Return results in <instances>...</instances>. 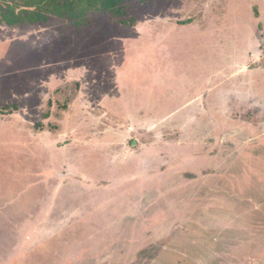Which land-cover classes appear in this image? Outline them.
<instances>
[{
    "label": "rangeland",
    "instance_id": "obj_1",
    "mask_svg": "<svg viewBox=\"0 0 264 264\" xmlns=\"http://www.w3.org/2000/svg\"><path fill=\"white\" fill-rule=\"evenodd\" d=\"M125 5L0 23V264H264V145L233 129L264 105L234 106L211 48L251 6Z\"/></svg>",
    "mask_w": 264,
    "mask_h": 264
},
{
    "label": "crops",
    "instance_id": "obj_2",
    "mask_svg": "<svg viewBox=\"0 0 264 264\" xmlns=\"http://www.w3.org/2000/svg\"><path fill=\"white\" fill-rule=\"evenodd\" d=\"M234 3L236 6L248 3V7L251 6L249 7L251 10V14L249 13V15H251L249 21L257 19L258 26L254 29L250 24L248 25L247 23V28L243 30V28H241V18H243V15L239 10H237L238 14H235L234 18L238 20V22H236L237 26L235 29L231 30L232 39H229L226 43L216 44L215 46L212 44L211 48L212 51H214V57L219 59L220 64L218 67H224L223 69L228 72L227 76L231 80V83L241 84L242 86L237 90H231L228 92L230 93V96H234L236 99L243 102H235L234 106L238 109H242L246 107L247 104L252 105L253 101H255L256 105H264V66L255 70H250V65L252 61H254L253 56L259 51V46L261 43L259 39L260 35L258 28L264 20V6L261 7L259 3L255 4V0H234ZM255 9H258L259 11V18L254 13ZM248 28H250V30H248ZM236 33H238V35L242 38V40L239 42V38ZM213 34L216 33L213 32ZM262 42H264V29L262 32ZM232 72H235L234 75L231 74ZM221 75L224 76L225 74L222 73ZM213 81H216V79L213 78ZM213 114L219 115V111H215ZM233 127L235 130L237 129L243 131V133H239V135L234 136H239L243 140L242 144L240 145L242 148L252 146L253 143L264 145V131H262L263 128L250 129L246 125H241L240 127L234 125ZM261 132H263L262 135ZM252 135H254L256 141L248 144L249 142H246V140L248 141ZM220 142L221 141L219 139L218 143L220 144Z\"/></svg>",
    "mask_w": 264,
    "mask_h": 264
},
{
    "label": "trees",
    "instance_id": "obj_3",
    "mask_svg": "<svg viewBox=\"0 0 264 264\" xmlns=\"http://www.w3.org/2000/svg\"><path fill=\"white\" fill-rule=\"evenodd\" d=\"M128 0H0V23L10 27L25 24L48 23L51 17L84 21L94 13H110L121 23L132 25L125 19ZM145 3L147 0H129ZM7 105L3 109H10Z\"/></svg>",
    "mask_w": 264,
    "mask_h": 264
}]
</instances>
